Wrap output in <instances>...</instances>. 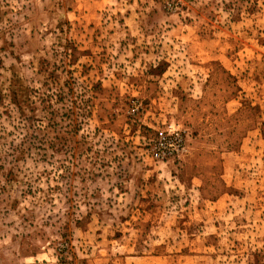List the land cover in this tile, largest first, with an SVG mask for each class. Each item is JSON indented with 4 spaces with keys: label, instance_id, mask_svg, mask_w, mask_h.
<instances>
[{
    "label": "rangeland",
    "instance_id": "rangeland-1",
    "mask_svg": "<svg viewBox=\"0 0 264 264\" xmlns=\"http://www.w3.org/2000/svg\"><path fill=\"white\" fill-rule=\"evenodd\" d=\"M0 264H264V0H0Z\"/></svg>",
    "mask_w": 264,
    "mask_h": 264
},
{
    "label": "built area",
    "instance_id": "built-area-1",
    "mask_svg": "<svg viewBox=\"0 0 264 264\" xmlns=\"http://www.w3.org/2000/svg\"><path fill=\"white\" fill-rule=\"evenodd\" d=\"M168 130L170 129V126L167 127ZM166 131H159L157 132V136H158V140L159 141H162L163 143L162 144H158V147H156L153 151V155L156 159L158 160H163V159H166L170 154H171V151L170 149L168 148V146H171V145H168L166 144L165 140H168L170 141L171 140H176L177 142H179L178 140V134L176 132H171V136L169 138H166L164 134ZM169 136V135H168ZM160 145H163L165 148H163L162 146Z\"/></svg>",
    "mask_w": 264,
    "mask_h": 264
}]
</instances>
